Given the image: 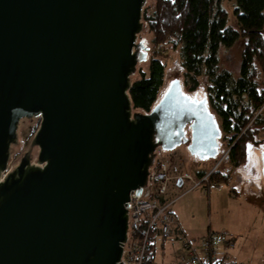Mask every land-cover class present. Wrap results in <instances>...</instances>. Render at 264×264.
<instances>
[{"label": "water", "instance_id": "water-1", "mask_svg": "<svg viewBox=\"0 0 264 264\" xmlns=\"http://www.w3.org/2000/svg\"><path fill=\"white\" fill-rule=\"evenodd\" d=\"M145 2L0 0V264H121L127 201L157 150L217 157L205 92L175 78L149 112L132 108ZM32 118L30 148L8 170L20 120Z\"/></svg>", "mask_w": 264, "mask_h": 264}, {"label": "trees", "instance_id": "trees-1", "mask_svg": "<svg viewBox=\"0 0 264 264\" xmlns=\"http://www.w3.org/2000/svg\"><path fill=\"white\" fill-rule=\"evenodd\" d=\"M230 1H234L236 28L227 25L223 0H153L144 5L142 22L156 50L147 72L140 71L135 79L131 76L128 94L134 111L149 112L164 83V51L178 50L183 91L190 95L205 78L209 110L220 119L223 137L231 145L227 157L238 167L245 161L246 144H258L255 135L264 130V0ZM239 39L244 45L238 74L219 70L220 47H230ZM206 173L200 170L196 176L201 179ZM229 178V173L215 169L209 182L226 183ZM148 254L152 264L153 246Z\"/></svg>", "mask_w": 264, "mask_h": 264}, {"label": "rangeland", "instance_id": "rangeland-1", "mask_svg": "<svg viewBox=\"0 0 264 264\" xmlns=\"http://www.w3.org/2000/svg\"><path fill=\"white\" fill-rule=\"evenodd\" d=\"M152 2L153 0H146L144 5H148ZM222 7L227 12V25L236 28V18L233 14L234 1L223 0ZM138 40H143V45L147 48V58L145 61L140 62L137 65V70L133 74L132 79L138 77L140 71L147 72L149 59L153 55L154 50H156L152 42V34L144 24L143 29L138 34ZM243 45L244 40L239 39L235 41L230 47H220L218 52L219 70L224 69L234 75L238 74ZM164 52L166 54L164 58L165 76L163 86L159 92V98L162 96L169 83L175 78L179 79L182 84L183 69L181 67L178 50L168 49ZM200 80L201 84L195 92L198 98H203L204 95L202 92L206 91L207 83L204 77H202ZM195 92H191L190 95L194 96ZM214 117L221 131V136L219 138L220 148L217 157L214 159H208L206 161L196 160L195 162L190 163V154L185 145L177 146L170 151H164L159 148L157 150L156 160L152 166V169L161 176L162 174L160 173L159 164L165 163L166 166L169 167L168 173L172 177L168 183V192L165 195L160 194L158 188L154 189V194L156 195L158 201H163L166 203L168 198L173 199L179 195L181 191H186V193L181 196L182 198L179 197V199H177V197L174 199V201L170 202L169 206H171L170 208L172 211L177 209V207L183 202L187 201V203H190L191 205V211L188 215V222L194 224L197 228L204 229L211 225L212 229H217L218 231L221 229H230L235 225L241 224L243 226L244 224H247L251 227L249 231L246 230V232H248L247 236H249L252 231L254 232L255 229L257 230L264 224V215L261 214L259 217L258 215L256 216L254 214V211L257 210L255 209V206L260 207L264 203V178L262 174L263 164L261 156V152L264 150V130H259L258 134L255 135V140L258 141V144H254L252 142H248L246 144V148L247 145H251L253 148H256L259 172L255 170V167L252 166L251 163L237 169V167L232 166L227 157L228 155H226L228 154L231 145L228 146L226 138L223 137L224 134L221 129V121L215 114ZM38 125L39 118L20 120L18 126L19 142L16 146L12 147V154L8 164V170L14 168L18 164L22 154L30 148L29 141L36 131ZM37 153L38 148H33L32 156L34 161H36ZM221 155L224 156L223 160L220 165L217 166V158L221 157ZM216 166L222 173H225L224 170L227 167H231V172L229 173L230 178L228 182H209V175L217 168ZM200 170L207 171V181L197 178L196 173ZM186 172L191 175V179L188 180L184 177H181ZM213 184L220 185V189L208 190L209 186ZM175 185H180V187L173 188ZM232 188H234L236 191V202H231L221 197L222 194L231 191ZM208 197L212 198V206L208 205ZM155 245L157 251L159 252V242L157 241Z\"/></svg>", "mask_w": 264, "mask_h": 264}, {"label": "built area", "instance_id": "built-area-1", "mask_svg": "<svg viewBox=\"0 0 264 264\" xmlns=\"http://www.w3.org/2000/svg\"><path fill=\"white\" fill-rule=\"evenodd\" d=\"M223 157L221 155L217 158V166L220 165ZM152 168L146 186L141 187L140 194H135L136 190H133L127 201L128 235L123 244L121 264H151L148 262V253L153 245L154 234L159 232L163 236H170L176 224V218L169 209L170 203H159L153 197L155 188H158L160 194L166 192L167 182L170 179L165 174L167 166L165 163L159 164L161 176ZM185 177L191 179L189 174H185ZM201 179L207 181L208 177L205 175ZM210 186L216 189L221 187L214 184ZM180 243L181 264H224L221 251L225 252L232 247L234 240L227 230H210L196 241L184 236Z\"/></svg>", "mask_w": 264, "mask_h": 264}, {"label": "crops", "instance_id": "crops-1", "mask_svg": "<svg viewBox=\"0 0 264 264\" xmlns=\"http://www.w3.org/2000/svg\"><path fill=\"white\" fill-rule=\"evenodd\" d=\"M249 163H251V165L255 167V170L259 172L256 148H253L251 145H247L245 161L243 164L238 166L237 169L249 165ZM168 172L169 167L167 166L165 174L170 178V181L172 176ZM224 172L230 173L231 167H227ZM185 174L189 173L186 172L181 177L188 179L185 177ZM169 181L167 182V189L164 195L168 192ZM174 187H180V185H175L173 186V188ZM209 189L218 190L220 188L214 189L209 186L208 190ZM185 193L186 191H181V193L176 197H171L173 199L168 198L166 203L174 201V199H176L177 197V199H179V197H181ZM235 195L236 191L234 188H232L231 191L225 192L221 197L227 199L228 201L236 202L237 196ZM208 201V205L212 206L211 197H208ZM190 206V203H187V201L183 202L180 206L177 207V209L173 211L170 208L171 206H169L170 211L176 218V224L170 236H163L159 232H156L154 234L152 245L154 249V257L152 264H181L179 261V256L182 253L180 242L184 236L191 239L192 241H196L206 235V233L210 230L217 231V229H212L211 225L202 229L197 228L194 224L188 222V215L191 211ZM255 209L254 214L256 216L258 215L260 217L261 214L264 215V203L260 207L255 206ZM249 229H251V227L247 224H244L243 226L241 224L235 225L230 229H221L227 230L234 240V245L232 247L225 250V252L221 251L224 264H264V224L257 230L255 229L254 232L252 231L250 235L247 236L248 232H246V230L249 231ZM157 241L160 245L159 252L157 251L155 245Z\"/></svg>", "mask_w": 264, "mask_h": 264}, {"label": "flooded vegetation", "instance_id": "flooded-vegetation-1", "mask_svg": "<svg viewBox=\"0 0 264 264\" xmlns=\"http://www.w3.org/2000/svg\"><path fill=\"white\" fill-rule=\"evenodd\" d=\"M22 120H27V119H22ZM22 122V121H21ZM185 130H186V136L188 137V138H190V128H189V126L187 125L186 127H185ZM35 133V132H34ZM34 135V134H33ZM33 135H32V137H33ZM32 139V138H31ZM31 139H30V141H31ZM30 141H29V143H30ZM218 141H219V139H218ZM182 145H185L186 146V144H182ZM219 145H220V143H219ZM36 146H34V147H32L31 148V162L32 163H35L36 161H34L33 160V156H32V151H33V148H35ZM38 148V147H37ZM220 148V147H219Z\"/></svg>", "mask_w": 264, "mask_h": 264}]
</instances>
